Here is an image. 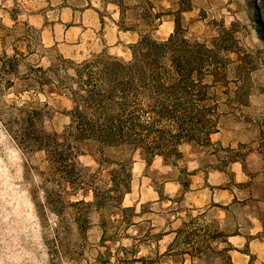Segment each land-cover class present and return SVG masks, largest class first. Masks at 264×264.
<instances>
[{
    "label": "rangeland",
    "instance_id": "374dc122",
    "mask_svg": "<svg viewBox=\"0 0 264 264\" xmlns=\"http://www.w3.org/2000/svg\"><path fill=\"white\" fill-rule=\"evenodd\" d=\"M146 2L159 19L145 16ZM145 36H175L171 52L152 65L150 49L139 45ZM172 52L187 54L193 73L203 74L208 144L183 143L182 157L166 161L147 159L127 140L71 137L76 109L92 117L81 96L99 82L104 63L127 65L136 54L146 70L168 69ZM148 95L140 91L124 107L138 110L139 123L152 116ZM29 124L54 143L67 138L62 158L87 184L61 181L50 153L22 142ZM187 186L204 189L201 202L224 200L218 190L228 188L238 200L225 209L190 208ZM204 228L220 239L209 241ZM205 245L228 251L188 254ZM226 256L264 264V0H0V264H223Z\"/></svg>",
    "mask_w": 264,
    "mask_h": 264
},
{
    "label": "trees",
    "instance_id": "16d2710c",
    "mask_svg": "<svg viewBox=\"0 0 264 264\" xmlns=\"http://www.w3.org/2000/svg\"><path fill=\"white\" fill-rule=\"evenodd\" d=\"M152 8V5L146 2L145 16L148 14L153 18L159 19V14L152 15L150 13ZM186 10L182 9L179 13ZM178 22L179 18H176V26ZM174 37L171 36L167 41L157 42L145 36L141 38L139 45L147 46L150 49V61L153 65L158 60V53L161 51L166 54L171 52ZM183 43L186 42L183 41ZM196 46L198 47L199 45L196 44ZM199 51H202L200 46ZM197 57H195L197 66L195 72H198L202 61H204V57L201 55ZM167 61L168 69L155 68L148 70L144 69L143 65H141V59H137L136 54H134L133 62L127 65H124L119 60L104 63L103 70L99 75V82L90 88L85 95L81 96L85 109H91L92 117L87 120L86 116L83 115L84 113L76 109L75 112L78 116L68 128V133L71 137L79 139L91 136L106 145H113L127 140L131 144L142 148L147 159L155 155H161L166 161L168 158L182 157L178 147L183 143L208 144L211 127L206 119L207 110L200 105L202 89H198L202 82L203 74L193 73L194 69H191L193 61L187 54L176 56L172 52ZM94 63L95 61L85 62L83 66L89 67ZM195 89L198 91H195ZM140 91L149 93V108L152 114L151 118L143 123H139L136 120L138 115L135 113L138 110L125 113L124 109L131 103L135 105V100ZM193 92H196L197 95L193 94ZM193 97L198 99L191 100ZM130 99H133V101L131 102ZM112 106H116L118 112L111 115L107 113V110L112 108ZM31 113L36 114L37 111H32ZM163 119L170 122L169 126L157 127ZM22 142L32 150L48 151L54 160L60 164L62 169L60 172L61 181H65L73 187L87 184L80 179V171L77 169L76 171L78 172H75L74 164H68L66 158H62L66 149L64 147H66L67 138L62 144L54 143L50 135L35 131L33 124H29L25 127V131L22 132ZM94 198V204L99 205L103 195L99 197L96 191L94 192ZM120 198L121 196L119 195L116 200L120 201ZM80 203L82 204L80 201L73 203V205ZM187 225L184 224L183 227ZM202 231L206 232V228L202 229ZM185 232L180 230L175 233L178 236ZM205 236L208 237L209 241L220 239L219 236L210 235L207 232ZM177 238H175L174 242ZM227 251V249L213 251L208 245H205L204 249H194L193 251H188V254L194 259V257L199 258L198 255L202 252L222 255L227 253ZM223 264L233 263L230 257L226 256Z\"/></svg>",
    "mask_w": 264,
    "mask_h": 264
},
{
    "label": "crops",
    "instance_id": "0c3cea01",
    "mask_svg": "<svg viewBox=\"0 0 264 264\" xmlns=\"http://www.w3.org/2000/svg\"><path fill=\"white\" fill-rule=\"evenodd\" d=\"M125 34V33H123ZM164 40V39H161ZM216 135H220L219 133L213 134L212 136H216ZM219 138V137H218ZM237 163L234 162L232 163L233 168L236 170L237 169ZM236 165V166H235ZM240 167V165H238ZM196 176L192 175L190 176V179L193 180ZM182 188V185H179ZM189 187V188H188ZM209 189V195H211V188H207ZM204 190L203 188H200L198 190H191L190 186H187L185 188L184 191V197L188 196V194H194V200L190 203V208H203L205 207V209H225L226 207H230L231 205H234L236 203V201L238 200L236 198V191L231 190V189H221L218 190V194L220 195V198H224V200L222 201H216L213 199V203H211V201L208 202H201V200L198 198V195H200L199 193H201V191ZM212 191H215V189H212ZM214 196V194H213Z\"/></svg>",
    "mask_w": 264,
    "mask_h": 264
}]
</instances>
